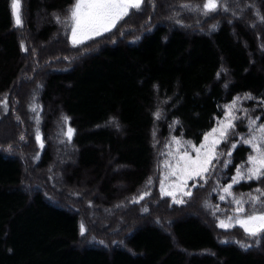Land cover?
<instances>
[{
    "label": "trees",
    "instance_id": "1",
    "mask_svg": "<svg viewBox=\"0 0 264 264\" xmlns=\"http://www.w3.org/2000/svg\"><path fill=\"white\" fill-rule=\"evenodd\" d=\"M202 1L145 0L121 20L119 40L49 54L74 0H20L22 26L13 0H0V104L7 99L0 126L14 136H0V264H264V236L242 247L232 227L222 237L184 214L187 202L165 195L164 204L153 201L165 163L198 146L237 97L234 115L242 119L219 151L237 146L213 161L207 182L199 180L191 195L216 183L226 200L245 201L242 194L259 186L243 180L231 196L223 192L252 151L238 143L250 135L248 120L264 123V0L244 13L233 1H248L220 0L206 15ZM58 123L71 148L61 160ZM68 127L75 130L70 141ZM214 208L217 217L228 216ZM81 223L102 242L80 246Z\"/></svg>",
    "mask_w": 264,
    "mask_h": 264
},
{
    "label": "snow or ice",
    "instance_id": "2",
    "mask_svg": "<svg viewBox=\"0 0 264 264\" xmlns=\"http://www.w3.org/2000/svg\"><path fill=\"white\" fill-rule=\"evenodd\" d=\"M145 0H74L73 7L69 10V22H70V32H71V42L73 46L82 44L86 39H92L95 36L102 35L104 32L110 31L116 24L122 20L125 16L129 15L130 10H140L142 4ZM185 8L190 6L185 5ZM220 7L219 0H206V3L203 5L205 10V15L208 12H215ZM20 3L19 0H13V14L15 19L16 26H22V19L20 15ZM227 10L226 8L224 9ZM215 28V26H213ZM23 49V45H21ZM246 98H251L250 94ZM240 100L239 97L233 101L231 105H228V116L227 122L221 121L218 127L213 128L212 131L204 136L205 143L202 144L199 148L193 147V151L196 152V157L193 159L188 155V152L185 151L182 156H179V159L176 162V169L173 170L170 174L177 176L178 179L183 178L184 187H187L186 181L189 179H195L200 177L201 179L207 182L205 174H211L213 166V161L220 162V156L227 155L231 157L232 149L236 148V144L231 145V149L227 153H217L215 151L216 146L223 141H227L229 138L230 130L235 128L233 121L242 119L241 117L235 116L234 112L236 110L237 102ZM0 106H7V99H5ZM33 112L36 111V108L31 109ZM242 111L247 114V109H242ZM159 115V114H157ZM65 122L69 119L68 117L63 118ZM255 119L248 120V129L249 136L238 141V143H243L249 145L254 155H249L247 160L236 166L235 175L231 177V183L223 187V192L231 196L233 185L239 184L241 180H260L264 178V123L257 125V120ZM74 129L68 127L67 132L64 135L67 136L70 141L72 135L74 134ZM216 133H219V139H212L208 143L210 137H214ZM259 133V135H256ZM23 139V137H21ZM36 139L40 142L41 147H43L42 138L39 133L36 134ZM173 142L177 145L180 144L179 140L173 138ZM190 145L191 142H188ZM171 155V153H169ZM231 163L230 160L223 161L224 167H227ZM250 165V167H246ZM169 167L167 163L164 165ZM167 179V177H165ZM148 183H152V178L148 179ZM196 185H193L195 187ZM175 190H168L166 188L163 180L160 181V191L165 196H171L174 198L176 203H183L182 200L176 199V192L180 191L185 196H190V191H184L183 187L179 185H173ZM215 190V189H214ZM257 193H260V196H264V191L260 188L254 190ZM148 195L145 192L143 195L139 196L135 202L138 200L144 199V196ZM249 200L252 203L253 207L249 210V213H245L243 207L244 201L241 199H235V204L238 206L236 208V213L238 214L235 218V225H238L243 229V231L252 237L264 236V201H261L260 196H252L251 193L248 194ZM135 199V198H134ZM220 200L225 199V195L219 197ZM259 203L260 208H256L255 204ZM147 211V208L144 209ZM242 215V218H241ZM227 223L225 220H220L218 226L221 228H229L234 226L232 221L233 217H227ZM85 225L80 224L81 235L85 233ZM259 241H257L258 243ZM242 247H248L247 245H242Z\"/></svg>",
    "mask_w": 264,
    "mask_h": 264
},
{
    "label": "rangeland",
    "instance_id": "3",
    "mask_svg": "<svg viewBox=\"0 0 264 264\" xmlns=\"http://www.w3.org/2000/svg\"><path fill=\"white\" fill-rule=\"evenodd\" d=\"M245 1H248V2L245 3V6L244 7H243V4L240 1L239 2L238 1H233V2H236L237 3V6H236L235 9L237 11H239V13H244L245 12L244 8L250 7L253 4V1H256V0H245ZM19 3H20V0H19ZM204 3H206V0H203L202 3H201L202 9H203ZM73 4H74V2H73ZM73 4L68 7V10L63 15L61 14V17L60 18H61V22H62V27L59 29V32L57 33V35H59V37L56 38V40L55 39L51 40L53 43H56V44H53V45L48 46V49L47 50L50 51L49 54L59 53L60 50H62L60 53H64V52L65 53H68L66 50L69 47H76L77 48L78 46L82 45L85 42L88 43L89 46L93 47L99 41H101V39L102 40L103 39L119 40V37L121 36L122 29H123V27H119V24H120L121 20L110 31L104 32L102 35L95 36L92 39H86L82 44H78L76 46H73V44L71 42V32H70L71 25H70V22H69V15H70L69 10L73 7ZM19 11L21 12V8L19 9ZM131 11L132 10H130V12ZM136 11H134V14L131 15V19H133V20H137L140 17V13H138ZM251 13H252L253 16H255V12L253 11V8H252ZM234 15L236 16L237 19L242 18V17H240L239 14H234ZM253 16L252 17L250 16V17L253 18ZM257 23H259V20L258 19H255V24H257ZM139 24H140V22L137 25H139ZM131 32H132V35H133V29H131ZM138 33H139V31H137L135 34H138ZM63 34H64V36H63ZM133 36H135V35H133ZM262 43L263 42L258 41V44L260 46H262L261 45ZM62 44H63V47H62ZM67 58H70V56L67 57ZM23 104H24L23 106H25L27 108V111H28V109L30 108V104L29 103H26V100L24 101ZM25 107H24V110L22 109V114L24 115V119L25 120L26 119L28 120L30 114L28 115V112H26V108ZM227 116H228V111H227V113L224 115V117L218 122V124L214 128L218 127V125H219V123L221 121L227 122ZM17 126L19 127V124L18 123L16 124V127ZM58 126H59V123L55 126L56 133H57L55 144H56V147L58 149L57 159L58 160H61L60 152H65V151L68 152L69 151V153H70L71 148L70 147L69 148H66L64 146V144H63V141L60 140V138H59V127ZM7 127L8 126L6 124L0 126V136H2L1 141L9 140V139H11V138L14 137L13 134L11 133V131H9L7 129ZM16 129L17 128H14L13 129L14 132L16 131ZM211 131H209L208 133H210ZM208 133H206V134H208ZM258 135H259V133H258ZM212 139H219V133H216L214 137H210L208 143H210ZM221 142H222V140H221ZM204 143H205V140H203L198 146H195V148H199ZM220 143L216 146V149H215V151L217 153H220V151H219V148L221 147L220 146ZM183 153L184 152H182L179 155H177L176 158L174 159V161L170 164V166L168 168V172H167V174L165 176V177H167V179H165V177H164L163 181L165 183L166 188H168V190H170V191L171 190H175L173 188V185H179L180 187H183V190L184 191H190L191 194H192V192H193V190L195 188L201 189L200 187H198L199 180H202L200 177H196L195 179H189V180H187L186 181L187 187H184V180H183V178L178 179L179 173H178L177 176H173V175L170 174L173 170L176 169V162L179 159V156H182ZM250 154L251 155H254L255 153H253L251 151L248 154V156ZM188 155L191 156L193 159H195V157H196L197 154H196L195 151H193V147H192V150L188 151ZM246 167H250V165H246ZM205 176H206V174H205ZM253 180L254 179L249 180L248 185ZM241 181H243V180H241ZM256 181L259 182V186H257L255 189L260 188L262 191H264V182H262L263 181L262 178L260 180H256ZM84 185H85L84 182L83 183H79V186H84ZM193 185H196V186L193 187ZM238 185H240V183ZM121 187H125V186H121ZM205 187L207 188L206 190H200L196 195L185 196L180 191H177L176 192V199H180L183 202H187V207H186L187 209L185 210L184 214H186V215L196 214V216H198L200 219H202L207 226H210L211 228H213L215 234H219L220 236L224 237L225 234L223 233V231H227V230L232 229L233 230V233H236V238L238 240L244 241V244L245 245H248L249 243H251L254 237L248 236L243 231V229L241 227H239L238 225H235V218L238 215L236 213V208L238 206L235 204L234 201H235V199H238V198H235L234 197V200L233 201H228L226 199L220 200L219 197L221 195H220V193H218V187H217V184L216 183H209ZM56 188L58 189V187H56ZM254 190H252L251 192H245V193L242 194L243 197H244V200H245L244 203H243V207L245 209V213L242 214V215L248 214L249 213V210L253 207L252 203L249 200L248 194L251 193L252 196H260V193H257ZM237 192L240 193V189ZM79 195H81V194H79ZM154 196H155V199H153V201L155 203L160 204V205L161 204H164V202H162V199H163V196L164 195L160 191V185H158V186L155 187ZM80 197H82V196H80ZM166 197L173 198L171 196H166ZM260 199H261V201H264V196H260ZM153 201H152V203H153ZM210 202H212V203H210ZM221 202L223 203L222 208H221ZM160 205H157L154 208L157 209V208H159ZM214 206L215 207L216 206L217 207H220L222 211H227L228 216L222 217V218H221V216L217 217L216 214H218V213H216V212H218V210H216L214 208ZM255 207L256 208H260L261 206H260L259 203H257V204H255ZM217 209H219V208H217ZM193 210L194 211L199 210V212H197V211L196 212H191ZM242 215H241V218H242ZM227 217H233L232 223H233L234 226H232V228H230V229L229 228L225 229V228L219 227L218 224H219V221L220 220H225L226 223L228 222L227 221ZM85 229H86V227H85ZM84 239H85L84 242H79V245L80 246H83L85 242H86L85 244H87V245L89 244L90 245V244H92V240L94 242H96L98 240L97 237L94 236L93 234H91L87 229H86L85 233L82 235V240H84ZM98 241L99 242H102L100 240H98Z\"/></svg>",
    "mask_w": 264,
    "mask_h": 264
}]
</instances>
